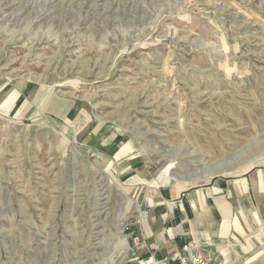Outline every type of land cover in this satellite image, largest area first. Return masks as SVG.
<instances>
[{"label": "rangeland", "instance_id": "1", "mask_svg": "<svg viewBox=\"0 0 264 264\" xmlns=\"http://www.w3.org/2000/svg\"><path fill=\"white\" fill-rule=\"evenodd\" d=\"M17 86L43 101L0 108V264H164L135 252L142 199L231 198L264 167V0H0V93ZM242 235L213 261L264 264V223Z\"/></svg>", "mask_w": 264, "mask_h": 264}, {"label": "crops", "instance_id": "2", "mask_svg": "<svg viewBox=\"0 0 264 264\" xmlns=\"http://www.w3.org/2000/svg\"><path fill=\"white\" fill-rule=\"evenodd\" d=\"M40 96L30 95L23 86L9 87L0 93V108L14 111L21 107L22 112L29 113L36 108H41L43 99L41 100ZM34 98L38 100L35 106L30 103L32 99L35 100ZM22 101L25 102L22 103ZM45 109L56 114L59 110L57 100L51 97ZM70 114L75 115L73 112ZM91 126V121L86 119L77 122V139L85 138L90 141L91 131H93L89 129ZM107 156L110 157L108 154ZM115 164L117 167H124L125 173L129 174L131 171L138 170L142 176L148 175L149 168L143 169L140 161L134 156L126 158L123 155L117 158ZM131 180L136 178L133 177ZM240 180L241 183L238 186H232L231 198L229 195H218V191H214L212 186H206L186 190L181 194L170 193L171 196L168 193H159V195L157 192L158 195L153 194L151 199L148 197L142 199L146 208L144 212L146 227H142V235L139 232L137 237H142L145 244L142 243L139 246L137 240L135 252H139L140 258L153 255L156 260L164 264H179L175 259L176 252L180 251L185 244L196 242L199 252L212 260H220L221 255L218 251L226 250L227 241L237 242L245 239L242 234L245 233V229L250 230L254 221L260 225L264 223V167L252 170ZM220 203H226V208H219ZM239 205L244 211V221L247 225L239 224L235 228V224L230 222V217L235 214L236 207ZM137 260L135 258L131 261L138 264Z\"/></svg>", "mask_w": 264, "mask_h": 264}, {"label": "built area", "instance_id": "3", "mask_svg": "<svg viewBox=\"0 0 264 264\" xmlns=\"http://www.w3.org/2000/svg\"><path fill=\"white\" fill-rule=\"evenodd\" d=\"M175 259L179 264H226L225 262H215L207 258L202 252L198 251L195 243L185 244L179 252H176Z\"/></svg>", "mask_w": 264, "mask_h": 264}, {"label": "bare ground", "instance_id": "4", "mask_svg": "<svg viewBox=\"0 0 264 264\" xmlns=\"http://www.w3.org/2000/svg\"><path fill=\"white\" fill-rule=\"evenodd\" d=\"M259 141V140H258ZM251 144H253V143H251ZM250 144V145H251ZM252 146V145H251ZM250 147V146H249ZM239 153V152H238ZM238 153H236V154H234V156H236ZM232 154V153H231ZM260 161V160H259ZM264 161V160H263ZM200 161H198V163H199ZM207 162V161H206ZM254 163H256V164H259L260 165V162H258V160H256ZM196 164V163H195ZM212 164V163H211ZM200 165H202V162L201 163H199L198 164V166H200ZM262 165V164H261ZM196 170V169H195ZM186 173V172H185ZM218 173H212V174H209V177H212V176H214V175H217ZM187 175V174H186ZM205 175V174H204ZM198 177H199V175L197 176H195V175H193L191 178H187L186 179V182L185 183H188V182H190L191 180H197L198 179ZM137 209H138V207H137ZM264 248V236L262 237V242H261V244L256 248V250L257 251H259V249L260 248Z\"/></svg>", "mask_w": 264, "mask_h": 264}]
</instances>
